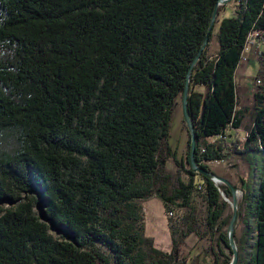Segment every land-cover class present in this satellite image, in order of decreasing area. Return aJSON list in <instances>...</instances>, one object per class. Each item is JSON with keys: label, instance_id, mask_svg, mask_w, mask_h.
I'll list each match as a JSON object with an SVG mask.
<instances>
[{"label": "trees", "instance_id": "trees-1", "mask_svg": "<svg viewBox=\"0 0 264 264\" xmlns=\"http://www.w3.org/2000/svg\"><path fill=\"white\" fill-rule=\"evenodd\" d=\"M217 1L0 0V264H111L98 245L115 264H230L218 188L228 189L192 171L185 125V158L169 143ZM232 2L215 54L212 30L193 69L187 105L197 165L211 171L205 162L230 152L250 171V184L240 179L237 264H264V79L244 141L224 140L243 126L234 77L248 37L258 32L264 45V0ZM149 197L171 213L169 252L144 234L136 202ZM191 234L206 241L193 256Z\"/></svg>", "mask_w": 264, "mask_h": 264}, {"label": "rangeland", "instance_id": "rangeland-1", "mask_svg": "<svg viewBox=\"0 0 264 264\" xmlns=\"http://www.w3.org/2000/svg\"><path fill=\"white\" fill-rule=\"evenodd\" d=\"M233 7L234 3L232 1L227 3L226 5H224V9L217 16L215 27L213 29V36L207 47V52L210 56H213L215 54L217 48L216 34L218 30V23L221 19L232 15ZM259 50L257 52L256 58H254L253 55L250 54L248 49L244 53L245 60L239 64L236 70L234 81L236 83L237 91V108H240L245 118L240 131H235L234 129L228 128L225 133L226 138H224L227 143L233 139H239L243 142L246 137V128L250 124L251 111L253 107L252 95L256 89L255 81L256 78L264 79V59L259 57V54L264 51V45H262ZM192 89L198 92L202 91V88L199 86H194ZM184 125L185 124L183 123L180 102V105L177 107L173 119L170 123L169 139V143L172 149L176 152L177 159L185 158V153H187L186 145L188 137ZM206 164L209 166L211 172H213L216 176L225 179L226 177L229 178L227 180L239 189L237 194L238 202L240 203L242 199V193L240 190L241 188H243L240 179L247 182L248 184H250L249 182L251 180L250 171H248L246 165L240 159V155L228 152V157L224 158L221 162H209ZM166 166L169 171L173 170L174 166L171 160L168 161ZM218 185L220 186L222 184ZM221 199L227 205L224 211L223 218L230 217L231 219V197H226V195L224 196V193L222 192ZM224 199H226L228 202H226ZM136 203L144 215L145 236L150 237L154 240V246L157 249L163 252H169L172 246L167 225L170 214H166L162 203L155 197H149L143 200H139ZM192 203L196 208L198 219L203 222L207 213V204L204 194L200 191L194 192ZM34 211L40 215L39 207H35ZM50 230L51 233L56 236L54 230L52 228H50ZM224 231L227 232V227L224 229ZM236 231L239 232V228L236 227ZM185 242L186 246L184 247V252L189 256L197 254L200 251L201 247L206 245V241L199 240L198 236H196L195 234L189 235L186 238ZM97 248L100 249L103 254L110 258L111 264H115L114 259L111 257L110 253L105 247L98 245ZM223 252L227 257L231 258L229 250L225 246H223Z\"/></svg>", "mask_w": 264, "mask_h": 264}, {"label": "water", "instance_id": "water-1", "mask_svg": "<svg viewBox=\"0 0 264 264\" xmlns=\"http://www.w3.org/2000/svg\"><path fill=\"white\" fill-rule=\"evenodd\" d=\"M232 0H218L208 27H207V31L205 34V37L203 39V42L198 50V52L196 53L195 57L193 58L192 62L190 63L187 73H186V81H185V86H184V90L182 92L181 95V110H182V118H183V122L187 128V131L189 133L190 136V144H189V157H188V164L190 166V168L192 169L193 172L205 177L206 179L212 181L217 187H219L218 184H222L223 186H225L230 195H231V207H232V216L231 219L227 225V232H226V238H227V243L229 246V249L232 252V260L230 262V264H237L238 262V250L235 244V240H234V236H235V229L237 227L239 218H240V214H241V210H240V203L237 200L236 194L239 191V189L232 185L227 179L216 176L213 172L211 171H207L201 167H199L195 161V131H194V125L192 123L191 120V116L188 110V105H187V100H188V96H189V81H190V76L193 72L194 67L196 66L197 62L199 61L200 55L202 53V51L205 49V47L207 46L208 42H209V35L211 33V31L214 29L216 20H217V16H218V9L220 6H224L227 3L231 2ZM221 197H222V192L221 189L218 188ZM241 191V190H240ZM242 193V191H241ZM224 198V197H223ZM226 202H228L226 199H224ZM53 229V228H52Z\"/></svg>", "mask_w": 264, "mask_h": 264}, {"label": "crops", "instance_id": "crops-1", "mask_svg": "<svg viewBox=\"0 0 264 264\" xmlns=\"http://www.w3.org/2000/svg\"><path fill=\"white\" fill-rule=\"evenodd\" d=\"M262 45L263 44H262L260 35L258 34V32H254L251 35V37H250V44H249V52H250L251 55H253L254 58H256L257 52H258V50L260 49V47ZM259 51H261V50H259ZM240 130L241 129H238V130H235V131H240ZM245 136H247V131H246V135ZM213 140L214 139H209L208 141L211 142ZM226 179H229V178L226 177Z\"/></svg>", "mask_w": 264, "mask_h": 264}, {"label": "built area", "instance_id": "built-area-1", "mask_svg": "<svg viewBox=\"0 0 264 264\" xmlns=\"http://www.w3.org/2000/svg\"><path fill=\"white\" fill-rule=\"evenodd\" d=\"M250 37V36H249ZM249 37H248V39H247V41H246V45H245V48H244V50H243V54L249 49V44H250V40H249ZM245 59H244V57H243V55H242V57H241V60H240V62H242V61H244ZM257 83H259L258 81H257ZM222 160H220V161H210V162H221ZM205 163H209V162H205ZM198 189H201L200 187H198ZM170 214V216H171V213H169Z\"/></svg>", "mask_w": 264, "mask_h": 264}, {"label": "bare ground", "instance_id": "bare-ground-1", "mask_svg": "<svg viewBox=\"0 0 264 264\" xmlns=\"http://www.w3.org/2000/svg\"><path fill=\"white\" fill-rule=\"evenodd\" d=\"M224 196H225V194H224ZM236 197H237V200H238V194H236Z\"/></svg>", "mask_w": 264, "mask_h": 264}]
</instances>
